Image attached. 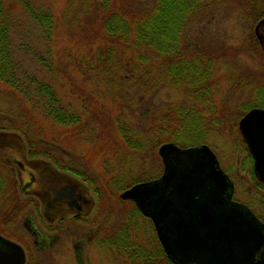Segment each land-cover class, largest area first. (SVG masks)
<instances>
[{"label": "rangeland", "instance_id": "rangeland-1", "mask_svg": "<svg viewBox=\"0 0 264 264\" xmlns=\"http://www.w3.org/2000/svg\"><path fill=\"white\" fill-rule=\"evenodd\" d=\"M121 2L127 3L131 14L134 10L140 11L138 0H117V4ZM104 5L99 0H18L14 4L16 22L19 23L14 41L18 56L25 64L34 67L39 63L26 49H38L44 53L45 49L51 48L50 61L60 74L53 80L54 86L65 103L80 113L79 123L60 125L50 118L43 121L50 135L57 138L54 147L61 165L65 166L43 155L33 157L49 160L57 171L68 172L74 180L83 182L99 204L97 219L89 223L96 228L103 227L91 241L87 239L83 243L87 247L86 253L84 247L81 253L75 254L77 247L81 246L79 242H76L77 247L73 244L78 233L82 232H79V226L72 225L67 229L69 233H62L58 250L48 255L54 264H125L128 260L121 259L116 245L122 241L126 245L130 240L140 242L153 251L159 250L152 219L138 211L130 200H123V191L118 193L110 178L121 173L122 179L130 180L147 172L156 173L161 145L155 144L162 138L172 137L182 122L178 120V108L187 109L191 105L204 113L206 106L213 107L218 113L216 115L211 110L209 120L202 126L205 132L197 131L198 134L191 135V140L202 138L195 141L212 147L221 167L235 185L234 199L249 204L256 213L264 216L261 211L264 187L257 183L259 179L255 171L253 177L249 170L248 151L238 125L242 114L251 107L264 106V49L259 38L264 30L260 26L258 32L256 29L264 18V0H223L220 5L201 13L192 23L188 38L197 48L191 50V55L213 63L210 78L213 88L210 84L206 89L207 95L211 93L212 97L206 101L194 96L184 84L172 82V78L165 77L161 70H153L150 65L154 63H150L153 54L146 48L134 46L132 41L107 43L101 26ZM28 9L53 14L56 29L52 40L41 39L43 31L33 23ZM107 44L112 45L120 57L119 61L116 59L117 66L104 70L97 66L98 56H102V50L109 46ZM23 47L24 50L20 51ZM141 56H148L142 60L147 59L150 67L140 60ZM36 67L40 72L46 70L40 64ZM129 70L132 76L125 77ZM4 88L0 83V93ZM6 106L0 104V107ZM217 119L219 123H216ZM118 121L127 128L128 144L121 138ZM179 128L182 132L183 129ZM184 143L182 138L179 145ZM13 148L6 146L0 158L8 159L15 154ZM10 168L15 177L20 176L14 167ZM73 169L98 178L103 184L98 186L102 195L99 196L94 186ZM10 183L3 181L7 202L30 201L29 196L19 190V182L17 186L13 181ZM8 205L4 212H7ZM19 207L12 210L18 213L21 211ZM110 235L113 236V245H102L100 241H106Z\"/></svg>", "mask_w": 264, "mask_h": 264}, {"label": "trees", "instance_id": "trees-1", "mask_svg": "<svg viewBox=\"0 0 264 264\" xmlns=\"http://www.w3.org/2000/svg\"><path fill=\"white\" fill-rule=\"evenodd\" d=\"M17 1L0 0V83L5 86L0 93V104L7 105L6 108L0 107L3 108L0 109V131H14L22 135L31 157L43 155L53 159L60 166H65L61 165V160L54 147L57 138L50 135L48 129L43 125V121L50 118L54 123L60 125L79 123L80 113L65 103L54 86L53 80L60 74L53 67V61H50L51 48L45 49L44 53L38 49L25 48L26 52L29 50L32 53L34 61L46 69L43 72H40L36 67L39 64L32 67V65L25 64L24 59L18 56L19 50L14 44L19 31V23L16 22V8L14 7ZM101 1L105 4L102 8L101 26L106 35L107 43H129L132 41L134 46L139 45L141 48H146L153 54L150 62H154L150 64L153 70H161L165 77L172 78L170 79L173 80L172 82L184 84L193 92L194 96L201 97L205 101L212 97L211 93L207 95L206 89L211 84V64L213 63L197 55H191V50L196 49L197 46L194 47L188 38V31L201 13L220 5L223 0H138L137 6L140 11L134 10L132 14L127 3L125 5L123 2L117 4V0H99V2ZM28 11L33 23L43 31L41 39L48 42L52 40L56 29L53 14L44 10L28 9ZM23 50L24 47L20 51ZM117 53L118 51L114 50L112 45L104 48L102 56H98L97 66L104 68V70L117 66L120 57ZM147 57L141 56L140 60L147 63L146 67H150L147 59L142 60ZM210 60L212 59L210 58ZM147 72L151 73V71ZM130 74L131 71L125 77H129ZM212 85L210 86L212 87ZM211 87L210 92L213 88ZM205 109L206 113L192 105L187 109L178 108V120L182 121L179 127L183 131L179 132L180 128L178 127L171 134L170 140L162 138L158 140L155 146H160L167 141H175L179 144L182 138L185 139L183 146L198 144V141L195 140L200 141L202 138L191 140V135L198 134L197 131L205 132L202 126L205 121L209 120V115L212 111L216 115L218 114L213 107L209 109V106H206ZM215 121L216 123L220 122L218 119ZM173 128L175 129V125ZM78 130L81 132L79 128ZM118 131L122 140L125 139L128 144L127 128L119 121ZM53 138L54 142L52 141ZM48 141L50 142L47 143ZM243 143L250 158L249 163L247 161L249 170L255 177L252 155L244 140ZM158 160L159 165L156 173L147 172L138 178H130V180L122 179L120 173L113 175L110 181L119 193L135 183L156 178L162 174L164 169L162 159L159 158ZM7 169L12 173H9ZM73 171L78 173L83 180L92 184L99 196L102 195L98 186L102 187L103 184L98 178L89 177L87 172L83 170L73 169ZM3 181L5 183L10 181V184L13 181L16 186L18 183L13 170L0 163V200H7V197H4L7 193L4 191ZM257 183L264 187V184L259 180ZM12 202V200L8 201L7 212L3 211L2 214L3 220L0 225L4 227L0 226V231L3 233L7 232L6 224L14 217L10 211L16 207V203ZM130 202L134 204L133 201ZM135 208L138 210L136 206ZM127 242V245L123 241L116 244L120 249L121 259L128 260L125 264H176L165 253L159 240V250L155 249L154 251L143 243L131 240Z\"/></svg>", "mask_w": 264, "mask_h": 264}, {"label": "water", "instance_id": "water-1", "mask_svg": "<svg viewBox=\"0 0 264 264\" xmlns=\"http://www.w3.org/2000/svg\"><path fill=\"white\" fill-rule=\"evenodd\" d=\"M239 129L253 155L255 174L264 183V107L245 113ZM2 134L0 157L6 146H14L15 154L0 159L22 169L26 152L22 136ZM159 154L163 173L134 184L121 198L134 201L152 219L167 255L177 264H264V222L248 204L234 199V184L212 147L207 143L184 147L169 141L160 146ZM44 164L48 166L45 177L76 182ZM22 176L24 188L33 185V190L45 178L39 182L34 174L30 179ZM25 260L24 248L0 234V264H24Z\"/></svg>", "mask_w": 264, "mask_h": 264}, {"label": "flooded vegetation", "instance_id": "flooded-vegetation-1", "mask_svg": "<svg viewBox=\"0 0 264 264\" xmlns=\"http://www.w3.org/2000/svg\"><path fill=\"white\" fill-rule=\"evenodd\" d=\"M263 22L261 21L260 27L264 30ZM259 38L264 49V33L259 35ZM2 162L17 170L20 174V176H18L20 184L19 190L23 194L28 195L31 200L29 202L16 203L15 205L18 207L20 204H24L22 207H19L21 211L15 213L11 210L10 212L14 217L6 224L7 234L0 231V234L17 242L24 248L26 254L24 264H54V260H51V257L48 255L51 251L53 252L55 249L58 250L60 247L59 243L63 239L62 233H69L67 229L72 228V225L76 224L79 226V232H82L78 233L77 241L73 244L77 247L76 242H79V246H81L79 249L77 247L75 254L76 252H82L85 247L83 246L84 242L88 240L91 241L93 237L100 233L103 227L98 226L96 228L89 223V221L97 219L96 216L99 209V204L96 202L94 195L85 188L79 189L76 182L64 180L63 178L55 182L54 178L45 177L44 167L48 168V166L44 163L54 168L49 160L31 157L30 159H25V165H23L22 169L16 164L14 165L6 161ZM62 172L65 173V171ZM21 174L27 176L28 179L34 174L36 178L35 181L39 180V182L43 180V177L45 178L38 190H33V185L25 189L24 184L26 181L23 182V176L21 177ZM68 177L74 179L71 175ZM76 181L83 184V182L79 180ZM56 184L60 185V188L57 190H55L56 187L53 188ZM0 202V217H2L3 215L1 214H3V209L8 202L7 200H0ZM261 211L264 213V206L261 208ZM257 214L259 215L260 213ZM259 216L264 220L262 214ZM18 221L21 223L22 227H20ZM1 227L3 228L4 226ZM82 229L83 231H81ZM71 236L73 235L71 234ZM112 239L113 236L110 235L106 241L103 240L100 241V243L102 245L107 244L112 246ZM86 249L87 247L83 250L85 253Z\"/></svg>", "mask_w": 264, "mask_h": 264}, {"label": "bare ground", "instance_id": "bare-ground-1", "mask_svg": "<svg viewBox=\"0 0 264 264\" xmlns=\"http://www.w3.org/2000/svg\"><path fill=\"white\" fill-rule=\"evenodd\" d=\"M8 132H14V131H0V133H8ZM15 133V132H14ZM22 139L24 140V143H25V145H26V141H25V139L22 137ZM191 146H193V145H191ZM24 158L27 160V159H30L31 158V156L28 154V149L26 148V152H24ZM0 163H2L3 165H6V166H8V167H10L9 165H7V164H5V163H3L2 161H0ZM253 170H254V166H253ZM17 180H18V182H19V178L17 177ZM124 191V190H123Z\"/></svg>", "mask_w": 264, "mask_h": 264}]
</instances>
